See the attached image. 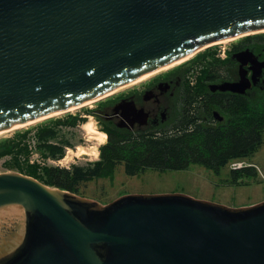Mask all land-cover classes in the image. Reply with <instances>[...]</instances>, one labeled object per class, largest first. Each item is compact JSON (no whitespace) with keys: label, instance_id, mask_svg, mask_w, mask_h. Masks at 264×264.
Wrapping results in <instances>:
<instances>
[{"label":"water","instance_id":"obj_1","mask_svg":"<svg viewBox=\"0 0 264 264\" xmlns=\"http://www.w3.org/2000/svg\"><path fill=\"white\" fill-rule=\"evenodd\" d=\"M261 32L264 0H0V132ZM232 59L239 80L211 92L245 95L263 78L254 49ZM119 108L121 127L147 124L132 103ZM27 175L17 160L0 168V264H264V201L230 208L170 192L104 204Z\"/></svg>","mask_w":264,"mask_h":264},{"label":"rangeland","instance_id":"obj_2","mask_svg":"<svg viewBox=\"0 0 264 264\" xmlns=\"http://www.w3.org/2000/svg\"><path fill=\"white\" fill-rule=\"evenodd\" d=\"M257 34H264V32ZM251 35L255 34L244 35L227 43L215 44V42L193 54L187 60L188 62L162 71L112 96L140 89L150 79L182 71L190 77L186 91L190 88L197 89L199 85L206 87L204 76L209 66L215 65L216 69L222 68L220 63L226 61L232 49L242 43L245 37ZM224 70L225 68L220 70L223 78L226 77ZM112 96L102 97L101 100L99 98L79 109L39 121L1 137L0 168L5 161L17 160L27 173L44 177L46 170L52 167L71 169L74 165H90L100 161L101 148L108 142V134L90 110L102 101L113 98ZM90 123L96 131L106 134L107 138L103 144L97 141L95 135L87 133L85 128ZM47 129L57 132L56 139L49 142L64 145L63 158L53 159L46 152L45 142L39 138ZM262 137L263 144L255 153L246 159L230 163L219 173L200 165H192L182 171L148 169L131 177L125 173L123 166H118L111 176L106 175L103 178L82 183L79 187L82 194L80 196L93 197L108 204L125 195L177 192L217 202L230 208L253 206L264 201V131ZM241 163L243 167H253L257 174L246 176L240 180V183H235L230 171Z\"/></svg>","mask_w":264,"mask_h":264},{"label":"trees","instance_id":"obj_3","mask_svg":"<svg viewBox=\"0 0 264 264\" xmlns=\"http://www.w3.org/2000/svg\"><path fill=\"white\" fill-rule=\"evenodd\" d=\"M241 45H248L259 53L264 46V34L247 36L237 46ZM231 62L230 52L226 61L220 63L227 75ZM222 68L209 66L208 71H205L204 82L221 80ZM207 90L199 85L197 89H188V93L199 97ZM204 100L206 103L202 105L192 106L191 103L188 110L178 111L171 128L143 134L108 132V142L101 148V160L96 163L74 165L71 169L52 167L46 170L44 177L35 174L27 176L51 187L82 195L79 191L82 183L111 176L118 166H123L125 173L131 177L148 169L182 171L192 165L219 173L222 168L246 159L262 146L264 86L253 87L249 98L240 95H208ZM211 105L226 114V124L215 128L200 125L199 114L211 111ZM56 136L55 130L47 129L39 139L45 142V150L51 158L61 159L65 155L64 145L50 143ZM230 173L233 182L240 183L242 178L255 176L257 171L253 167H244L233 169Z\"/></svg>","mask_w":264,"mask_h":264},{"label":"flooded vegetation","instance_id":"obj_4","mask_svg":"<svg viewBox=\"0 0 264 264\" xmlns=\"http://www.w3.org/2000/svg\"><path fill=\"white\" fill-rule=\"evenodd\" d=\"M246 48H251L248 45L236 46L231 51L232 55L245 50ZM255 51V50H254ZM256 55L260 57V60H264L263 48L259 53L255 52ZM231 67L229 68V74H226L225 78L219 81H206L204 82L206 88L208 89L203 95L196 97L194 94L185 90L189 75L184 71L178 73H168L162 77H157L150 79L142 88L133 91H128L121 93L119 95L112 96L113 98L106 99L102 101L97 106L90 110V113L99 119L102 127L108 132H127L133 134H143L153 131H161L167 128H171L173 121L177 119L178 111H185L188 108L195 105H202L206 103L204 100L208 95H224L237 96V94L232 93H220L211 92L209 90V85L213 83H219L222 81L234 82L239 80V62L232 59ZM249 69V66L246 67ZM252 72L249 70L248 77L250 78ZM256 85V87L264 86L262 80ZM246 98L251 96V89H249L245 95ZM127 101L132 103L138 112L146 114L148 116V122L145 125H140L138 122L133 125L128 124L126 127H121L120 124L125 121L123 115V109H118L122 102ZM210 106V103L208 104ZM211 111L199 114V123L201 126L205 127H217L222 124H226L227 117L226 114L215 109L211 105ZM215 112H219L222 116V121L215 117ZM126 122V121H125Z\"/></svg>","mask_w":264,"mask_h":264},{"label":"bare ground","instance_id":"obj_5","mask_svg":"<svg viewBox=\"0 0 264 264\" xmlns=\"http://www.w3.org/2000/svg\"><path fill=\"white\" fill-rule=\"evenodd\" d=\"M241 36H244V35H241ZM241 36L234 37V38H230V39L223 40V41H219V42H216L215 44H221V43H227V42H230V41H234L235 39H237V38H239V37H241ZM195 53H196V52H195ZM195 53H193V54H195ZM193 54H191V55H189V56H187V57H185V58H183V59H180V60H178V61H175V62L171 63L170 65L164 67V68H161V69H159V70H156V71L150 72V73H148V74H146V75L140 77L139 79H137V80H135V81H133V82H131V83H129V84H127V85H125V86L119 88V89H116V90H114V91H112V92H110V93L104 95L103 98L108 97V96H112L113 94L118 93V92H120V91H122V90H125V89L129 88V87L132 86V85L138 84L139 82H141V81H143V80H145V79H147V78H149V77H151V76H154V75H156V74H158V73H160V72H162V71H165V70H167V69L169 70L170 68L176 67V66H178V65H180V64H182V63H184V62H186L187 60H189V59L192 57ZM96 100H97V99H96ZM96 100H94V101H96ZM100 100H101V98H100ZM92 102H93V101H91V102H89V103H86V104H84V105H80V106H77V107H74V108L68 109V110H64V111H61V112L53 113V114H51V115H48V116L42 117V118H40V119H36V120H34V121H31V122H28V123H25V124H22V125H18V126H15V127L9 128V129H6V130L0 132V138L6 136L8 133H10V132H12V131H14V130H17V129H20V128H23V127H26V126H28V125H31V124L37 123V122H39V121H42V120H45V119H48V118H51V117H54V116H57V115H60V114H63V113L69 112V111H73V110L79 109V108H81V107H84V106H86V105H89V104L92 103ZM85 129H86V131H87V133H88L89 135H95L97 141H99L100 144H103V143L105 142V140H106V138H107V137H106V134H105V133H102V132H99V131H96L92 123L87 124ZM82 152L85 153V151H83V150H82Z\"/></svg>","mask_w":264,"mask_h":264},{"label":"built area","instance_id":"obj_6","mask_svg":"<svg viewBox=\"0 0 264 264\" xmlns=\"http://www.w3.org/2000/svg\"><path fill=\"white\" fill-rule=\"evenodd\" d=\"M243 166H244V165L241 163V164H239L235 169H241V168H244Z\"/></svg>","mask_w":264,"mask_h":264}]
</instances>
